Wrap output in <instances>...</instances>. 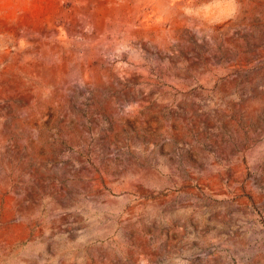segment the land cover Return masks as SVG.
<instances>
[{"label": "rangeland", "instance_id": "obj_1", "mask_svg": "<svg viewBox=\"0 0 264 264\" xmlns=\"http://www.w3.org/2000/svg\"><path fill=\"white\" fill-rule=\"evenodd\" d=\"M0 264H264V0H0Z\"/></svg>", "mask_w": 264, "mask_h": 264}]
</instances>
